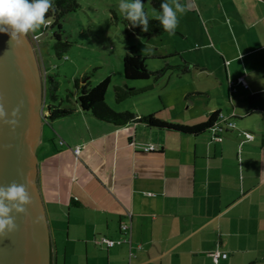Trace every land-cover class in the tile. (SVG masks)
<instances>
[{
    "label": "crops",
    "instance_id": "0c3cea01",
    "mask_svg": "<svg viewBox=\"0 0 264 264\" xmlns=\"http://www.w3.org/2000/svg\"><path fill=\"white\" fill-rule=\"evenodd\" d=\"M179 2L198 27L200 47L178 54L189 67L178 81L194 71L193 87L173 118L135 115L192 127L216 112L231 131L117 128L61 101L72 115L47 114L37 148L51 264H264V0ZM241 77L248 88L233 92Z\"/></svg>",
    "mask_w": 264,
    "mask_h": 264
},
{
    "label": "rangeland",
    "instance_id": "374dc122",
    "mask_svg": "<svg viewBox=\"0 0 264 264\" xmlns=\"http://www.w3.org/2000/svg\"><path fill=\"white\" fill-rule=\"evenodd\" d=\"M169 2L171 3V0ZM118 4L119 0H80L81 8L75 13L68 14L63 20L62 38L63 41L70 42L71 47L61 57L57 55L59 52L56 51V40L50 29L43 31L42 26L35 32L27 34L35 48L43 79L48 74L56 82L53 85L56 89L53 93L56 97L54 100L49 93L53 87L51 82L45 84L47 92L44 114L49 106L60 107L62 101L63 107H67L69 105L67 99L72 101L76 98L79 93V89L74 84L76 79L81 80L80 85H84L88 80L91 86H95L109 77L110 85L105 94V102L117 113L129 111L136 114L152 109L157 112L162 109L158 114L161 116L168 114L173 118L177 111H180L177 110L178 100L184 90L193 87L192 81L196 77L194 71L186 77L189 84H181L178 81V75H181L178 72L167 73L155 84L153 78L144 81H126L122 62L127 52H133L149 58L146 65L153 73L167 63L170 67L183 64L181 58L174 54L183 57L187 51L193 52L200 47V43L195 39L197 24L193 22L190 26L191 21L186 18L182 21L179 18L177 29L181 28L174 34L167 32L161 37L152 39L132 33L125 35L124 32L129 28L122 22L124 16L119 11ZM144 8L147 18L155 19L158 12L152 7L150 0H145ZM190 27L194 32L187 36L186 33H181V30L190 32ZM181 35H184L185 39ZM158 57H165L166 61L157 59ZM44 68L47 69L46 72ZM125 84L136 89L152 86V89L141 95L132 96L120 104L116 103L115 88L117 86L124 88ZM162 103L167 107L166 111L162 108L164 107Z\"/></svg>",
    "mask_w": 264,
    "mask_h": 264
},
{
    "label": "water",
    "instance_id": "95a60500",
    "mask_svg": "<svg viewBox=\"0 0 264 264\" xmlns=\"http://www.w3.org/2000/svg\"><path fill=\"white\" fill-rule=\"evenodd\" d=\"M37 60L27 35L17 45L0 33V104L8 119L19 108L14 130L0 120V186L25 184L31 200L24 213H12L16 231L0 237V264H51L50 232L37 185V148L48 114L43 111L46 91Z\"/></svg>",
    "mask_w": 264,
    "mask_h": 264
},
{
    "label": "trees",
    "instance_id": "16d2710c",
    "mask_svg": "<svg viewBox=\"0 0 264 264\" xmlns=\"http://www.w3.org/2000/svg\"><path fill=\"white\" fill-rule=\"evenodd\" d=\"M144 3L145 0H142ZM160 2L161 0H150V4L157 11L160 12ZM81 8L80 0H54L53 7L45 14L46 19L48 20L47 26L42 27L43 31H47L50 29L53 33V37L56 40V51L59 52L57 55L61 57L63 53L67 52V50L71 47V43L68 41H63L62 38V28H63V20L64 18L70 14L75 13ZM115 18V16H114ZM149 31H142V26H131L130 21H127L125 18H122L123 24L129 28L124 32L125 35L132 33L142 35L147 39L158 38L164 35L165 32L160 23L156 19H149ZM178 56V54H174ZM147 56H139L133 52H127L123 58L122 62V70L124 75V80L126 81H144L153 78L152 81L155 84L157 80L163 78L167 73L173 74L175 72L185 73L189 72V67L187 63H183L176 67H170L169 64H165L163 68H161L157 72H152L148 69L146 63L148 61ZM157 59L165 60V57H158ZM51 82V86L54 85L55 79L50 75H46L44 77L45 84ZM81 80L76 79L74 81L75 87L79 89V93L76 96V103L79 105L82 111L87 112V114L91 115L98 121H101L106 124H111L115 127L124 128L130 125H136L138 123L145 124L151 129L161 130V131H179L183 132L185 135H191L194 137L197 136H205L210 135L214 138L220 136H225L231 130L228 128L220 127L217 128V134H214L212 130L215 128L219 120V116H222L226 119L225 116L221 115V113H214L208 118V120L202 124H197L192 127H184V125H174L167 124L166 122L158 120L155 115H145L138 117L134 113L125 111L123 113H117L112 110L105 102V94L107 93V89L110 85V77L103 79L95 86H91V84L86 81L84 85H80ZM53 89V90H52ZM50 95L54 100L53 93L54 86L52 87ZM152 89V86L144 87L141 89H136L135 87H129L125 84L124 88H120L117 86L115 88V102L122 103L128 98L132 96H138L143 93H146ZM56 90V89H55ZM47 92V90H46ZM45 92V94H46ZM56 99V97H55ZM69 99V98H68ZM67 99V100H68ZM73 111L68 108L62 107H49L48 116L49 120H57L61 119L67 115H72ZM219 138V137H218ZM75 205V203H74Z\"/></svg>",
    "mask_w": 264,
    "mask_h": 264
},
{
    "label": "clouds",
    "instance_id": "9594fccd",
    "mask_svg": "<svg viewBox=\"0 0 264 264\" xmlns=\"http://www.w3.org/2000/svg\"><path fill=\"white\" fill-rule=\"evenodd\" d=\"M54 0H0V33H7L11 42L20 44L22 37L30 32L47 26L45 14L53 7ZM119 11L131 26H142V31H149V20L142 0H119ZM185 6L179 0H161L160 12L155 16L165 32L174 34L179 23L178 13H183ZM19 108L12 110L13 119L7 118V113L0 104V120H3L13 130L18 124L15 119ZM27 183H30L26 177ZM30 195L25 184L12 182L0 186V237H5L17 229L15 213H24L25 205L30 204Z\"/></svg>",
    "mask_w": 264,
    "mask_h": 264
},
{
    "label": "built area",
    "instance_id": "2783aa9c",
    "mask_svg": "<svg viewBox=\"0 0 264 264\" xmlns=\"http://www.w3.org/2000/svg\"><path fill=\"white\" fill-rule=\"evenodd\" d=\"M34 39H36V36H34ZM244 82H245V80H244L243 77H241L240 79H238L236 82H234V81L230 82V86H231V89L233 90V92H236L235 85H238V84L242 85L243 88L247 89V88H248V85H246ZM225 122H226V119L223 118L222 116H219V120H218L217 124L215 125V128L212 130V132H213L214 134H217V133H216V132H217V131H216L217 128H220L221 125L224 124ZM231 125H232V124H229V126H231ZM245 137H246L249 141H252V140H253V138H252L250 135H248V133L245 134ZM216 139H218V137H217ZM145 150H146V151H147V150H150V147L147 148V149H145ZM80 151H81V148H80V147H77V148L75 149V155L78 156V155L80 154ZM125 229H126V227L124 226V227L122 228V230H125ZM114 244H115V242H113V241H108V242H107V245H108L109 247H112ZM219 257L226 258L227 255H226V254H223L222 256L216 255L214 261L217 262V260H218Z\"/></svg>",
    "mask_w": 264,
    "mask_h": 264
}]
</instances>
